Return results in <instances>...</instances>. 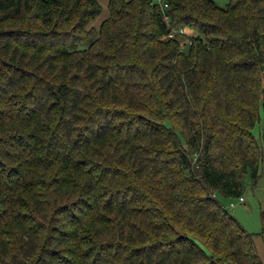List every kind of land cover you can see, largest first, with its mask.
I'll use <instances>...</instances> for the list:
<instances>
[{"label":"trees","instance_id":"trees-1","mask_svg":"<svg viewBox=\"0 0 264 264\" xmlns=\"http://www.w3.org/2000/svg\"><path fill=\"white\" fill-rule=\"evenodd\" d=\"M165 3L0 0V264H264V0Z\"/></svg>","mask_w":264,"mask_h":264},{"label":"rangeland","instance_id":"rangeland-1","mask_svg":"<svg viewBox=\"0 0 264 264\" xmlns=\"http://www.w3.org/2000/svg\"><path fill=\"white\" fill-rule=\"evenodd\" d=\"M219 6L225 7L230 0H214ZM102 5V14L99 16L94 25L98 26L104 19L109 17V0H99ZM186 32L189 33L187 30ZM263 125V117L260 123L253 130L254 135L259 139L260 129ZM244 191L242 197L244 202H239V197L229 198L220 194L217 195L218 200L224 205L225 209L230 212L243 227L250 233L256 234L254 237L258 254L264 263V242L259 235L262 231V212L264 211V169H261L260 178L254 184L249 175L243 179ZM236 202L235 207H231L230 203ZM258 234V235H257Z\"/></svg>","mask_w":264,"mask_h":264},{"label":"built area","instance_id":"built-area-1","mask_svg":"<svg viewBox=\"0 0 264 264\" xmlns=\"http://www.w3.org/2000/svg\"><path fill=\"white\" fill-rule=\"evenodd\" d=\"M156 3H158L163 8L168 7V5L165 3V0H154ZM186 31L183 29L180 30H171L169 34V38L178 39L181 48L185 49L187 44L191 43V40L186 36ZM244 198L241 196L239 197V202H244ZM230 206L233 208L236 206V202H231Z\"/></svg>","mask_w":264,"mask_h":264}]
</instances>
